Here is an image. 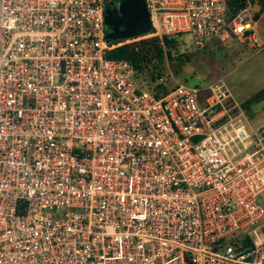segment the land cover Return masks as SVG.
I'll return each mask as SVG.
<instances>
[{
	"label": "built area",
	"instance_id": "2783aa9c",
	"mask_svg": "<svg viewBox=\"0 0 264 264\" xmlns=\"http://www.w3.org/2000/svg\"><path fill=\"white\" fill-rule=\"evenodd\" d=\"M109 1L0 0V264H264V128L222 77L145 89ZM145 3L140 38L258 44L247 5Z\"/></svg>",
	"mask_w": 264,
	"mask_h": 264
},
{
	"label": "rangeland",
	"instance_id": "374dc122",
	"mask_svg": "<svg viewBox=\"0 0 264 264\" xmlns=\"http://www.w3.org/2000/svg\"><path fill=\"white\" fill-rule=\"evenodd\" d=\"M116 1L112 0L111 5ZM111 5L106 4L107 7ZM252 9L249 5L251 17ZM259 29H264L261 24H259V28L257 25L253 26L254 37L258 42L256 49L238 55L235 53L241 50V46L238 49L235 48L232 45L233 41L228 38H222L224 39H221L222 41H214L216 38H209L203 41L200 46H194L191 38L185 35L182 38L184 45L177 43L176 49L170 50L172 58L164 60L163 63L155 62L154 67L149 68V71L156 77L155 83L161 84L165 89L177 82L203 85L204 82L222 77L232 97L242 105L264 87V37H257V34H262ZM140 36L118 41H135L141 39ZM175 57L188 58L185 59L186 61L183 62L178 72L175 71L176 61L173 60ZM137 78L140 81L143 80L142 82L149 81L147 75H139ZM245 110L254 128H264V98L249 103L250 111L247 108Z\"/></svg>",
	"mask_w": 264,
	"mask_h": 264
},
{
	"label": "trees",
	"instance_id": "16d2710c",
	"mask_svg": "<svg viewBox=\"0 0 264 264\" xmlns=\"http://www.w3.org/2000/svg\"><path fill=\"white\" fill-rule=\"evenodd\" d=\"M225 2L228 10V16L230 17L237 8L243 5H247L249 8V5H251L253 0H225ZM251 18L252 26H256V14H253ZM251 32V30H247L241 34L229 33L226 37H224V39L228 38L229 40H232V45H234L235 48L237 47V49L241 46V50L236 52V55L247 52L248 50L254 51L256 49V45L251 42L249 38V34ZM222 40L220 38L214 39V41ZM176 47L177 43L173 39L167 38L166 36H162L161 40L158 37H148L117 45L108 51L107 56L113 59L128 61L132 65L136 77L139 75H147L149 81L142 82L143 80H139L141 85L147 90L158 91L159 88H162V86L159 83H155L156 77L149 71V68H153L155 62L163 63L164 60H167L168 58L171 59L170 50H174ZM185 59L187 60L188 58L185 57L184 59H179L175 57L173 59L176 61V72H178L183 62L186 61ZM262 98H264V87L250 97L248 101L242 103V105L245 109L247 108V110L250 111L249 103Z\"/></svg>",
	"mask_w": 264,
	"mask_h": 264
},
{
	"label": "water",
	"instance_id": "95a60500",
	"mask_svg": "<svg viewBox=\"0 0 264 264\" xmlns=\"http://www.w3.org/2000/svg\"><path fill=\"white\" fill-rule=\"evenodd\" d=\"M103 23L104 40L109 43L148 33L150 21L145 0H117L104 8Z\"/></svg>",
	"mask_w": 264,
	"mask_h": 264
},
{
	"label": "crops",
	"instance_id": "0c3cea01",
	"mask_svg": "<svg viewBox=\"0 0 264 264\" xmlns=\"http://www.w3.org/2000/svg\"><path fill=\"white\" fill-rule=\"evenodd\" d=\"M253 9H252V14H256V22H257V26L259 28V24H261V26L264 28V0H253V2L250 5ZM260 30V29H259ZM262 31V34L259 33V35L257 34L258 38H262L264 37V29L260 30Z\"/></svg>",
	"mask_w": 264,
	"mask_h": 264
}]
</instances>
